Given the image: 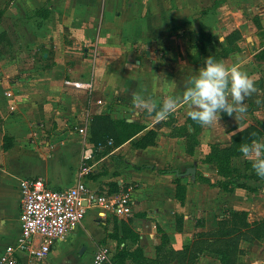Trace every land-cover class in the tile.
<instances>
[{"label": "crops", "instance_id": "1", "mask_svg": "<svg viewBox=\"0 0 264 264\" xmlns=\"http://www.w3.org/2000/svg\"><path fill=\"white\" fill-rule=\"evenodd\" d=\"M198 6L192 0L175 3L173 10L160 0H0V25H20L18 38L31 46L57 43L64 36L76 46L90 45L98 64L93 71L110 73L108 98L112 88L113 92L122 91L128 105L133 93L144 88L142 72L150 61L146 57L164 53L160 47L164 37L156 23L160 19L166 23L192 21ZM43 57L48 54L44 52ZM129 65L139 70L137 78L126 77ZM52 69L39 71L37 79L32 74L13 82L6 80L0 69V255L20 234L21 180L41 177L54 189L70 188L78 182L81 139L61 128L39 127L51 114ZM171 71L151 73L147 79L155 87L168 85L177 93L172 67ZM112 73L118 74L117 82ZM68 79L89 82L87 78ZM172 126L177 128L171 124L164 130L167 135ZM3 134L13 139L11 145L3 147ZM157 164L128 172L125 179H87L85 185L99 194L124 192L128 183L134 182L132 214L101 218L96 209H87L85 214L94 213L92 221L83 219L56 242L40 264H61L60 258L72 249L75 255L88 253L83 264H92L96 251L105 248L100 245L110 246L116 239L130 264H264V233L258 226L264 219V207L263 214L254 209L261 200L255 193L241 192L239 181L228 183L231 177L218 171L203 169L200 173L197 169V176L187 179L185 172L156 169ZM137 251L140 256H135ZM17 263L29 264L25 256Z\"/></svg>", "mask_w": 264, "mask_h": 264}, {"label": "rangeland", "instance_id": "2", "mask_svg": "<svg viewBox=\"0 0 264 264\" xmlns=\"http://www.w3.org/2000/svg\"><path fill=\"white\" fill-rule=\"evenodd\" d=\"M160 1L173 10L175 3L181 4L182 0ZM192 1L199 5L191 16L192 21L166 23L160 19L156 23L158 33L164 37L160 42L164 53L146 57L150 61L142 72L144 88H139V94L156 104L152 112L135 105L133 99L125 105L124 92H113V88L109 99L106 83L110 73L93 71L98 64L94 62L96 54L91 46H76L66 36L57 43L47 41L44 46H31L18 38L20 25L1 24L0 60L5 64L0 63V69L6 80L13 82L32 74L37 79L39 71L52 66L51 114L39 127L61 128L81 139L77 181L87 182L97 177L125 179L126 173L152 163H158L156 169L168 172L184 173L186 167H195L200 173L203 169L215 174L219 171L229 174L232 180L228 183L239 181L241 192L255 193L262 201L257 200L254 209L263 214L264 180L251 166L254 157L242 154L240 146L253 140L264 142V0ZM173 50L175 53L168 54ZM44 52L47 58L43 57ZM207 58L223 61L228 67L235 65L253 81L254 91L242 101L245 112L221 113L218 122L202 126L191 120L187 115L190 109L178 99L168 117L157 120L155 111L163 100L168 96L181 98L188 78L196 74ZM155 61L158 63L154 64ZM129 66L126 77L137 78L139 70L134 65ZM171 67L177 93H172L168 85L155 87L154 82L147 79L151 73H168ZM68 78H87L92 86L86 93L66 89L64 81ZM114 78L117 82L118 74ZM155 95H158L157 102ZM171 124H176L177 128L172 126L167 135L164 130ZM81 128L86 129L85 134L79 133ZM179 136L183 139L179 140ZM12 141L4 134L1 136L3 147L11 145ZM86 145L91 149V157L82 160ZM185 177L190 179V175ZM128 184L126 190L129 187L132 191L135 183ZM181 192V188L178 189L179 195ZM93 218L94 213L90 211L82 220L90 223ZM261 224L264 219L258 224L264 231ZM120 242L116 239L110 246L100 245L109 251L110 260L106 264H130L126 262L128 255L121 252ZM55 255L59 258L58 251ZM87 256L88 253L75 255L72 249L60 262L83 264Z\"/></svg>", "mask_w": 264, "mask_h": 264}, {"label": "built area", "instance_id": "3", "mask_svg": "<svg viewBox=\"0 0 264 264\" xmlns=\"http://www.w3.org/2000/svg\"><path fill=\"white\" fill-rule=\"evenodd\" d=\"M67 87L88 91L90 82L67 79ZM85 128L79 133L85 134ZM91 157V149L86 145L82 160ZM20 234L16 243L5 248L0 255L1 264H16L20 256H25L29 264H40L50 253L59 239L64 238L82 221L87 209H96L101 218L108 215L129 217L133 200L131 189L117 194L96 193L84 181H78L66 189L50 188L45 179L27 178L19 183ZM109 263L108 250L96 251L92 264Z\"/></svg>", "mask_w": 264, "mask_h": 264}, {"label": "clouds", "instance_id": "4", "mask_svg": "<svg viewBox=\"0 0 264 264\" xmlns=\"http://www.w3.org/2000/svg\"><path fill=\"white\" fill-rule=\"evenodd\" d=\"M254 91L253 81L237 66H226L223 61L205 59L204 65L195 75L188 78L181 98L168 96L155 111L157 120H164L176 108L178 99L190 109L187 115L202 126L218 122L221 113L231 115L234 111L243 113L244 98ZM133 103L152 112L156 104L139 93H133ZM240 151L254 157L251 166L256 175L264 178V142L253 140L242 144Z\"/></svg>", "mask_w": 264, "mask_h": 264}, {"label": "trees", "instance_id": "5", "mask_svg": "<svg viewBox=\"0 0 264 264\" xmlns=\"http://www.w3.org/2000/svg\"><path fill=\"white\" fill-rule=\"evenodd\" d=\"M263 51H264V49H263ZM212 148H213V147H212ZM212 148H211V149H212ZM217 168H218V167H217ZM218 170H220V169L218 168ZM218 172H219V171H218ZM219 174H220L221 176H224V177L229 176L228 173H222V172L220 173V172H219ZM262 180H264V178H262ZM220 184H221V185H224L225 183H220ZM226 184H228V183H226ZM240 187H241V186H240ZM178 189H180V187H179ZM178 189H177V193H178ZM178 194H179V193H178ZM261 225H262V224H261ZM258 226H259V225H258ZM262 226L264 227V224H263ZM262 233H264V231H263ZM121 252H122V253L124 252L123 255L126 254V253H125V250H122ZM135 256H140V251H137L136 254H135Z\"/></svg>", "mask_w": 264, "mask_h": 264}, {"label": "water", "instance_id": "6", "mask_svg": "<svg viewBox=\"0 0 264 264\" xmlns=\"http://www.w3.org/2000/svg\"><path fill=\"white\" fill-rule=\"evenodd\" d=\"M195 172H196V169H195V167H190V168H187L186 170H185V175H191L192 177H194V175H195Z\"/></svg>", "mask_w": 264, "mask_h": 264}]
</instances>
